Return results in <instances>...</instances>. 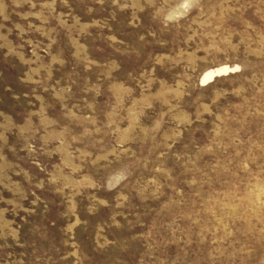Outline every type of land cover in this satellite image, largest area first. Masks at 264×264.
<instances>
[{"label": "rangeland", "instance_id": "obj_1", "mask_svg": "<svg viewBox=\"0 0 264 264\" xmlns=\"http://www.w3.org/2000/svg\"><path fill=\"white\" fill-rule=\"evenodd\" d=\"M0 264H264V0H0Z\"/></svg>", "mask_w": 264, "mask_h": 264}, {"label": "bare ground", "instance_id": "obj_2", "mask_svg": "<svg viewBox=\"0 0 264 264\" xmlns=\"http://www.w3.org/2000/svg\"><path fill=\"white\" fill-rule=\"evenodd\" d=\"M232 69L223 66L215 70L208 71L203 74L201 77V83L202 84H208L211 83L215 78L226 75L228 72H230Z\"/></svg>", "mask_w": 264, "mask_h": 264}]
</instances>
